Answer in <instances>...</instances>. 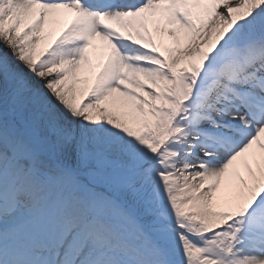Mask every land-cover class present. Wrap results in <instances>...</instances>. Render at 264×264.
Returning <instances> with one entry per match:
<instances>
[{"label": "snow or ice", "instance_id": "snow-or-ice-1", "mask_svg": "<svg viewBox=\"0 0 264 264\" xmlns=\"http://www.w3.org/2000/svg\"><path fill=\"white\" fill-rule=\"evenodd\" d=\"M0 264H264V0H0Z\"/></svg>", "mask_w": 264, "mask_h": 264}, {"label": "bare ground", "instance_id": "bare-ground-1", "mask_svg": "<svg viewBox=\"0 0 264 264\" xmlns=\"http://www.w3.org/2000/svg\"><path fill=\"white\" fill-rule=\"evenodd\" d=\"M7 49H5V51H6Z\"/></svg>", "mask_w": 264, "mask_h": 264}]
</instances>
